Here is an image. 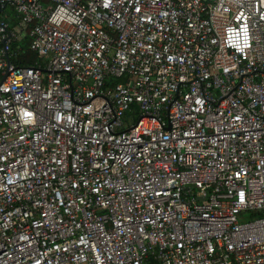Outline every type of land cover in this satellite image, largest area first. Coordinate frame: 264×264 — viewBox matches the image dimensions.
I'll return each instance as SVG.
<instances>
[{"label": "built area", "instance_id": "2783aa9c", "mask_svg": "<svg viewBox=\"0 0 264 264\" xmlns=\"http://www.w3.org/2000/svg\"><path fill=\"white\" fill-rule=\"evenodd\" d=\"M0 264H264V0H0Z\"/></svg>", "mask_w": 264, "mask_h": 264}, {"label": "trees", "instance_id": "16d2710c", "mask_svg": "<svg viewBox=\"0 0 264 264\" xmlns=\"http://www.w3.org/2000/svg\"><path fill=\"white\" fill-rule=\"evenodd\" d=\"M13 23H16L15 19L13 20ZM16 45H20L22 51L15 58H12L11 60L14 61L16 64H24V65L32 64L36 58V54L34 51L29 49L28 39L26 37H23L20 41L14 43V47Z\"/></svg>", "mask_w": 264, "mask_h": 264}, {"label": "rangeland", "instance_id": "374dc122", "mask_svg": "<svg viewBox=\"0 0 264 264\" xmlns=\"http://www.w3.org/2000/svg\"><path fill=\"white\" fill-rule=\"evenodd\" d=\"M10 13H11V14H13V12H12V11H10Z\"/></svg>", "mask_w": 264, "mask_h": 264}]
</instances>
